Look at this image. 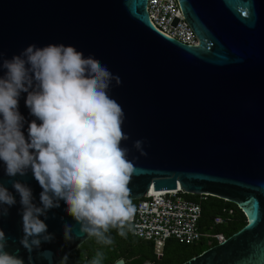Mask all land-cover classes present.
<instances>
[{"label":"water","instance_id":"95a60500","mask_svg":"<svg viewBox=\"0 0 264 264\" xmlns=\"http://www.w3.org/2000/svg\"><path fill=\"white\" fill-rule=\"evenodd\" d=\"M146 3L0 0V53L11 59L32 44H64L100 60L122 81L112 82L109 95L121 105L122 130L130 137L121 143L134 165L130 199L180 189L235 203L246 218L240 231L180 264H264V0H178L197 47L156 30ZM5 72L0 68V76ZM26 97L20 94L18 110L27 139L36 118ZM136 140L144 141L147 155L133 147ZM4 169L0 161V182L16 200L0 217L6 251L24 264H61L89 239L61 201L48 219L40 217L53 241L31 253L24 249L20 196ZM12 179L30 187L41 206L42 188L31 170ZM64 223L74 226L75 240L65 241Z\"/></svg>","mask_w":264,"mask_h":264},{"label":"clouds","instance_id":"9594fccd","mask_svg":"<svg viewBox=\"0 0 264 264\" xmlns=\"http://www.w3.org/2000/svg\"><path fill=\"white\" fill-rule=\"evenodd\" d=\"M0 60V68L6 70L0 76V161L20 196V245L31 253L42 242L53 241L40 217L48 219V210L59 208L61 201L87 239L111 245L110 229L126 236L136 213L129 188L134 165L129 149L121 146L130 139L122 130L125 113L109 95L112 82L120 86L121 78L71 45L32 44L11 59L0 53ZM22 92L27 93L30 114L41 121L30 122L27 139L21 131L25 118L18 110ZM143 144L136 140L133 147L147 155ZM29 170L42 188L41 206L33 202L30 187L12 179ZM14 204L13 194L0 182V217H6ZM73 229L64 223L65 241L77 238ZM8 239L0 230V264H24L17 254L6 251ZM67 259L66 254L62 264ZM103 259L98 251L90 264H102Z\"/></svg>","mask_w":264,"mask_h":264},{"label":"built area","instance_id":"2783aa9c","mask_svg":"<svg viewBox=\"0 0 264 264\" xmlns=\"http://www.w3.org/2000/svg\"><path fill=\"white\" fill-rule=\"evenodd\" d=\"M147 14L151 25L187 47L199 46V40L188 24L178 0H147ZM183 191L165 190L146 194L135 204L136 213L128 233L138 239L153 242L157 253L166 240L172 239L184 244H193L204 239L208 244H217L226 238L222 234L201 233L198 229L200 205L183 196ZM226 218H214L215 225H224L233 214L223 211Z\"/></svg>","mask_w":264,"mask_h":264},{"label":"trees","instance_id":"16d2710c","mask_svg":"<svg viewBox=\"0 0 264 264\" xmlns=\"http://www.w3.org/2000/svg\"><path fill=\"white\" fill-rule=\"evenodd\" d=\"M183 196L200 205L198 229L201 233L222 234L228 238L240 231L247 223L243 212L235 203L210 195L183 193ZM136 202V200L132 201L134 206ZM229 210L233 214L228 218L227 223L215 225L214 218L218 216L226 218L223 211ZM109 235L113 238L111 245H100L94 238H91L68 257L66 264H90L98 251L104 254L102 264H114L119 259H125L128 264H143L145 261L153 264H180L217 244L215 241L207 244L204 239L193 244H184L169 239L164 242L160 255H158L155 243L138 239L130 235L128 231L127 235L122 237L116 229H110Z\"/></svg>","mask_w":264,"mask_h":264},{"label":"rangeland","instance_id":"374dc122","mask_svg":"<svg viewBox=\"0 0 264 264\" xmlns=\"http://www.w3.org/2000/svg\"><path fill=\"white\" fill-rule=\"evenodd\" d=\"M123 260H124V259H123ZM124 264H128V262H127V261H125V262H124Z\"/></svg>","mask_w":264,"mask_h":264},{"label":"flooded vegetation","instance_id":"af4514ba","mask_svg":"<svg viewBox=\"0 0 264 264\" xmlns=\"http://www.w3.org/2000/svg\"><path fill=\"white\" fill-rule=\"evenodd\" d=\"M80 249V248H79ZM126 260L124 259V262H125Z\"/></svg>","mask_w":264,"mask_h":264}]
</instances>
